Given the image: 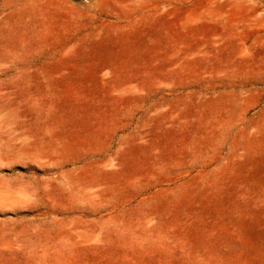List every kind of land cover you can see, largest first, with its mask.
<instances>
[{
	"label": "rangeland",
	"instance_id": "374dc122",
	"mask_svg": "<svg viewBox=\"0 0 264 264\" xmlns=\"http://www.w3.org/2000/svg\"><path fill=\"white\" fill-rule=\"evenodd\" d=\"M0 264H264V0H0Z\"/></svg>",
	"mask_w": 264,
	"mask_h": 264
}]
</instances>
